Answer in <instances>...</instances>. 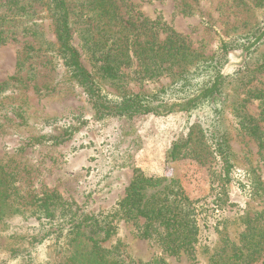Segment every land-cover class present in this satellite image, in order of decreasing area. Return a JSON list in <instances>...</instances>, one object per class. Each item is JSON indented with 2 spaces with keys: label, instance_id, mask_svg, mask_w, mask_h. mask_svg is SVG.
<instances>
[{
  "label": "rangeland",
  "instance_id": "rangeland-1",
  "mask_svg": "<svg viewBox=\"0 0 264 264\" xmlns=\"http://www.w3.org/2000/svg\"><path fill=\"white\" fill-rule=\"evenodd\" d=\"M68 1L75 6L76 0ZM116 1L132 20L144 17L155 22L161 37L171 32L208 55L254 19L237 0ZM0 18V162L14 174L23 202L58 194L67 214L53 225L72 216L106 217L112 231L103 245L116 246L134 262L162 257L167 264H210L224 240L239 243L243 218L264 209V162L257 143L240 130L233 108L243 102L249 114L259 112L256 100L244 98L249 88L264 85V41L247 56L232 50L222 69L227 81L214 105L220 111L216 124L227 139L226 175L202 131L214 116L209 107L97 121L84 89L64 65L47 0H0ZM80 26L73 19L72 44L104 94H147L172 82L169 76L138 80L128 69L119 86H110L83 48ZM136 169L147 176L173 177L192 200L198 228L193 259L168 255L156 233L142 238L133 221L111 215ZM39 227L35 218L15 216L2 222L0 259L20 244L29 249L26 242L38 237ZM51 242L37 248L36 261L53 256ZM250 264H264V248Z\"/></svg>",
  "mask_w": 264,
  "mask_h": 264
},
{
  "label": "trees",
  "instance_id": "trees-1",
  "mask_svg": "<svg viewBox=\"0 0 264 264\" xmlns=\"http://www.w3.org/2000/svg\"><path fill=\"white\" fill-rule=\"evenodd\" d=\"M237 1L251 12L253 21L246 22L245 28L234 38L221 40L209 55L189 47L183 38L171 32L161 37L163 33L155 22L144 17L132 20L116 0H76L72 8L68 0H47V7L64 65L84 89L97 121L146 114L190 113L209 107L214 116L202 131L221 159L227 175L230 170L227 139L216 124L220 111L214 105L227 81L222 69L232 50L247 56L264 41V0ZM73 19L80 21L79 37L83 48L96 63L100 78L110 86H119L128 69L138 80L169 76L172 82L147 94L112 97L104 94L72 44ZM2 22L0 18V41L3 40ZM248 99L258 102L257 116L246 112L243 102L233 108V113L240 130L257 143L264 162V85L246 90L244 101ZM176 147L174 144L170 152L172 159L176 158ZM17 190L14 174L0 162V224L20 216L35 218L40 225L38 237L26 242L29 249L24 244L10 248L9 256L0 259V264H11L8 259L15 261L14 264H167L162 257L145 262L129 261L116 246H104L112 231L106 217L72 216L53 225L55 220L67 214L58 194L49 193L33 202H23ZM192 205L178 180L147 176L136 169L111 215L133 221L142 238H150L156 233L162 250L168 255L185 254L193 259L198 228ZM49 223L50 227H43ZM243 223L239 243L224 240L218 252L212 254L210 264H250L258 259L264 248V209L246 215ZM50 240L53 256L42 262L36 261L37 248Z\"/></svg>",
  "mask_w": 264,
  "mask_h": 264
}]
</instances>
